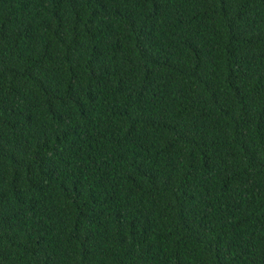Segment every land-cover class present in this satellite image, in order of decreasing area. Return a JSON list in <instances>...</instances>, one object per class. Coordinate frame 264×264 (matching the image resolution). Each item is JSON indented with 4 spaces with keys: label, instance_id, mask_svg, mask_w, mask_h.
Masks as SVG:
<instances>
[{
    "label": "trees",
    "instance_id": "trees-1",
    "mask_svg": "<svg viewBox=\"0 0 264 264\" xmlns=\"http://www.w3.org/2000/svg\"><path fill=\"white\" fill-rule=\"evenodd\" d=\"M0 264H264V0H0Z\"/></svg>",
    "mask_w": 264,
    "mask_h": 264
}]
</instances>
